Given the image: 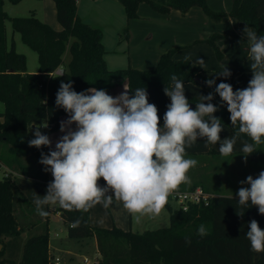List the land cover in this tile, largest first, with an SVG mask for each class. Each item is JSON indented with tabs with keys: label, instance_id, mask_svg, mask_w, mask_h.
<instances>
[{
	"label": "trees",
	"instance_id": "trees-1",
	"mask_svg": "<svg viewBox=\"0 0 264 264\" xmlns=\"http://www.w3.org/2000/svg\"><path fill=\"white\" fill-rule=\"evenodd\" d=\"M4 1L0 0V103L4 105V111L0 112V264H52L53 256L49 247L50 213L47 217L38 215L32 194L35 191L40 196L46 195L47 186L44 182L47 178L32 174L25 161L39 163L41 151H49L48 148L29 147L28 141L33 138L32 131L35 130L32 127L47 120L52 128H58L61 117L67 116L63 109L55 106L61 81L67 83L71 80L77 92L95 87L105 89L108 93L122 82L131 90L170 86L173 74L184 83L197 85H200L195 81L197 78L204 81L216 79L217 84L225 81L215 76L220 72L211 73L208 69L193 67L190 60L175 59L174 50L163 53L153 70L131 67L110 70L105 60L103 33L80 18L77 0H52L60 30L34 16L9 17L4 9ZM21 1L9 0L12 4ZM117 1L123 5L128 20L138 18L139 6L144 2L159 13L172 10L186 13L193 7H201L214 20L230 17L252 27L259 35H264V0H233L231 10L226 13L210 9L208 0ZM8 21L22 42L37 54L38 73H28L26 57L16 51L13 42L8 45ZM220 37L216 34L208 40L219 55L216 40ZM58 68L64 69V73L56 74ZM214 87L205 88L214 92ZM188 99L194 109L197 101ZM214 100L215 104L220 105L218 95H215ZM215 115L222 119V123L233 134L237 131L231 125L226 107H221ZM41 131L47 134L45 130ZM239 140L251 142L246 134H242ZM186 154L196 159L198 165L189 170L191 184H181L177 191H192L200 187L216 196L209 206H191L187 212L178 209L171 211L169 227L143 233L118 227H94L90 223V210L62 209L60 217L67 237L96 239L100 259L93 264H264V252L251 251L250 242L245 236L252 219H256L260 228L264 229V216L255 207H249L242 217L238 216V197L222 188L225 184L227 188L232 184L234 176H228L232 166L219 161L216 165L215 162L217 174L213 176L207 172L212 167L209 162L219 158V151L211 149L206 153ZM240 154L241 151L232 153L243 158ZM247 161L264 166V143L257 147V152L250 155ZM31 177L41 181L32 180ZM212 177H223L225 182L223 185L218 184ZM99 183L102 186L105 184L102 179ZM18 201L25 203L37 219L21 224L17 214ZM166 205L170 207L168 202ZM77 220L80 221L78 225L74 224ZM201 224L208 229L204 237L197 235ZM189 239L190 244L186 243Z\"/></svg>",
	"mask_w": 264,
	"mask_h": 264
},
{
	"label": "clouds",
	"instance_id": "clouds-1",
	"mask_svg": "<svg viewBox=\"0 0 264 264\" xmlns=\"http://www.w3.org/2000/svg\"><path fill=\"white\" fill-rule=\"evenodd\" d=\"M242 33L250 49L252 76L247 87L234 90L230 83L207 79L208 87L215 85L214 92L199 95L193 109L185 95L184 81L173 74L171 85L163 88L170 103L162 124L146 87L133 93L125 83L120 94L111 96L95 87L77 92L71 80H62L55 98L56 108L67 114V119L60 121L62 135L53 147L50 136L41 131L49 128L43 120L32 127L33 138L28 141L29 147L49 149L47 153L41 151L39 163L53 177L46 195L32 191L38 215L47 217L57 206L88 212L97 205L107 209L114 203L122 204L129 214H138L137 218L159 215L170 194L181 184H191L188 173L198 161L187 156L186 148L198 140H204L206 146L219 144L220 154L229 157L237 140L246 134L251 142H243L240 154L246 163L264 143V35L247 24ZM192 66L206 70L200 57ZM215 76L226 80L232 72L224 65ZM215 95L220 97V105L213 103ZM225 106L237 131L222 139L224 124L215 113ZM240 185L235 193L237 215L242 217L246 209L255 207L264 216V170L256 177L248 175ZM207 234L208 229L201 224L197 235ZM245 236L251 251L264 252V229L256 219L248 223ZM186 243L190 244V239Z\"/></svg>",
	"mask_w": 264,
	"mask_h": 264
},
{
	"label": "rangeland",
	"instance_id": "rangeland-1",
	"mask_svg": "<svg viewBox=\"0 0 264 264\" xmlns=\"http://www.w3.org/2000/svg\"><path fill=\"white\" fill-rule=\"evenodd\" d=\"M45 2L51 4L54 3L52 0H22L18 4H12L9 0H5L4 9L11 18L34 16L41 20L45 17ZM212 4L218 8L213 9L208 3L210 9L213 11L226 13L231 10L233 0H214V3L212 2ZM138 14L140 18L136 21L137 23H134L137 25L132 27V25L130 26L129 24V28L121 30L118 34L107 35L106 46H120V49L126 46L128 48L129 46V52L133 55L138 51L145 52L149 46H155L156 51L159 53V46H176L170 49L174 50V58L177 53L181 55L186 54V57H189L193 62L200 57L205 60L206 69L211 73L221 72L222 66L227 65L232 72V76L229 79H224L225 83H230L234 90L247 87L252 73L249 67L251 61L248 58L250 49L246 37H244L242 33V30L246 26L245 24L239 23L230 17L221 20H214L207 16L201 7H193L186 13H182L179 10H172L169 13H159L154 11L149 4L144 2L139 6ZM155 14H157L158 18L153 17ZM57 27H60L58 22ZM6 30L8 45H11L13 42L16 51L26 57L28 73H38L39 65L37 54L22 42L18 33L13 31L10 21L6 23ZM216 34L221 35V37L216 40V45L221 55L218 54L214 45H211L208 42V40ZM135 63L139 62L136 61ZM155 67L156 65L152 68L144 69L153 70ZM193 86L198 89V94L188 95L186 97L194 99L197 102L199 100V95H207L211 92L210 89L200 85L193 84ZM169 103L170 100H168V104ZM213 103H215V100H213ZM3 111L4 105L0 103V112ZM224 126L227 127L226 125ZM58 129L59 127H51L50 129H47L46 132L48 135H54ZM52 141L54 144V136ZM238 142V144L243 147L244 141L238 140ZM211 149L214 150L215 148L203 149L197 144L186 149V151H203L206 153ZM241 149L242 148H234V151L240 152ZM218 161L232 166H229L230 169L228 170V176L231 177L233 175L235 181H233L234 178L231 179L232 184H230L228 188L226 187V184L225 187H221L225 192H228L233 196H235V193L241 187L240 181L245 180L248 175L256 177L260 171L264 170V166L255 165L249 161L245 163L244 158H240L237 155H231L229 157H223L220 155L219 158H215L212 162H209L212 167H209L207 172H210L213 176L217 174L214 165L215 162L217 165ZM251 167L254 168V170ZM212 179L214 181L217 180L218 184L221 183V185L225 182L223 177H220L219 179L217 177H212ZM244 186L247 187L248 185ZM168 203L170 207L168 208V206L165 205L159 215H143L137 218L138 214H131L133 219L132 228L129 227L130 214L127 212L126 220L128 226L125 229L131 230L135 233H143L148 230L169 227L171 211L179 209V204L173 200H169ZM20 208H23L22 204L20 205ZM20 208L17 207V214L20 218L21 224H23L20 217ZM112 227L113 226H110L108 228ZM63 231L55 219V213H53L52 225L49 227V240L51 242V247L55 248L53 254L60 256L61 258L60 264L95 263L97 256L95 239L93 237L84 239L70 238V241L66 242V238H68L66 235V229L64 232ZM65 250L71 251V254H67ZM85 259H87L89 263H85Z\"/></svg>",
	"mask_w": 264,
	"mask_h": 264
},
{
	"label": "crops",
	"instance_id": "crops-1",
	"mask_svg": "<svg viewBox=\"0 0 264 264\" xmlns=\"http://www.w3.org/2000/svg\"><path fill=\"white\" fill-rule=\"evenodd\" d=\"M212 2L214 3V0H208V3L210 6H212L213 9H218L217 7L213 6ZM45 17L41 19V21L49 24L52 26L54 29L56 28L57 30L61 29V26L59 24V28L57 27V16H56V7L55 4H51L49 2H45ZM141 5V4H140ZM77 6H78V14L80 18L87 24H89L92 27L98 28L102 31L103 33V45L106 50L105 54V60L107 67L110 70H118V69H125L128 67L131 68H136V69H141V70H148L144 68H152L155 65H157L160 56L163 54L162 52L166 53L167 50H170L176 46H159L160 47V53L156 51L155 46H149L145 52H136L135 55L130 54L129 52V46L127 48L123 47L120 49V46H106V39L107 35H113V34H118L121 32V30L129 28L132 25V27H135L137 24L136 21L140 18L138 14V18L134 20H128L125 14V10L123 5L118 2L117 0H77ZM154 13V12H153ZM154 18H158L157 14L153 16ZM57 21V22H56ZM118 50V52H117ZM168 52V51H167ZM186 54L181 55V54H176L175 59H185ZM190 60V59H189ZM139 63H135V62ZM192 61V60H190ZM193 62V61H192ZM194 63V62H193ZM132 66H137V67H132ZM152 70V69H151ZM124 82L118 84L117 88L110 93H108L111 96H116L120 94L124 88ZM163 88H157V89H147L148 94H149V102L155 104L158 107V115L160 117L161 124L163 123V115L166 111V105L168 104V100H170L163 92ZM136 89L131 90L133 93ZM198 89L193 86L191 83H185V95H197L198 94ZM201 92V91H200ZM67 119V116L61 117V120ZM60 121H59V126H60ZM49 124V123H48ZM74 127V126H73ZM51 125L49 124L50 129ZM225 130L220 134L221 138H226L229 136H232L233 133L231 130H229L227 127H225ZM47 129H41V130H47ZM62 135L60 130L56 131L53 134L49 135L51 139H53L54 136V144L57 141V139ZM239 140V139H238ZM234 146V148H242L238 143ZM53 144V147H54ZM199 145L200 148L206 149V148H215L214 150L219 151V144L217 145H208L206 146L204 140H198L195 145ZM189 149V148H186ZM187 153H205V152H190L186 151ZM27 165H29L28 169L32 174H39V175H44L47 179L46 186L48 183L53 179L51 173H46L43 171V165L40 163H37L33 160H27ZM19 177L21 175H18ZM32 180H37L41 181L40 179H33ZM23 205V208H20V205ZM18 208H20L21 212V220L24 223H28L31 220H34L35 218L37 219V216L34 214L35 217H33V214L30 213V208L25 205L22 201H18ZM18 210V209H17ZM60 210H62L60 207H55L49 210V213L51 214L49 217V227L52 225V214L55 213V219L60 225V228L62 231H65V226L61 220L60 217ZM26 213V214H25ZM126 214L127 211L123 208L122 204H117L114 203L112 206H110L107 209H104L102 206L97 205L94 208L90 209V223L94 227H101V228H108L110 226L113 227H118L123 230H126L125 228L128 226L127 220H126ZM20 219V218H19ZM26 221V222H25ZM63 227V228H62ZM129 227H133V219L132 215L130 214V219H129ZM63 231V232H64ZM67 235V234H66ZM95 239V238H94ZM63 241V240H62ZM65 241V240H64ZM70 241V238H66V242ZM96 242V239H95ZM97 246V242H96ZM49 247H50V252L53 256V259L59 258L61 263V258L60 256H57L54 253L55 248L51 247V242L49 240ZM67 254H71V251L65 250ZM100 259V255L98 253L97 249V256H96V261ZM85 263H89L87 259H85Z\"/></svg>",
	"mask_w": 264,
	"mask_h": 264
},
{
	"label": "built area",
	"instance_id": "built-area-1",
	"mask_svg": "<svg viewBox=\"0 0 264 264\" xmlns=\"http://www.w3.org/2000/svg\"><path fill=\"white\" fill-rule=\"evenodd\" d=\"M64 73V69L58 68L56 74L61 75ZM5 177L8 174H4ZM216 196L214 194L205 192L202 188L198 187L192 191H175L168 196L167 202L173 200L179 204V209L183 212H187L191 206H209ZM60 259H53L52 264H59Z\"/></svg>",
	"mask_w": 264,
	"mask_h": 264
},
{
	"label": "water",
	"instance_id": "water-1",
	"mask_svg": "<svg viewBox=\"0 0 264 264\" xmlns=\"http://www.w3.org/2000/svg\"><path fill=\"white\" fill-rule=\"evenodd\" d=\"M198 84H200L201 86H204V87H208L206 84H205V81L200 79V78H197L195 80ZM1 248V247H0Z\"/></svg>",
	"mask_w": 264,
	"mask_h": 264
}]
</instances>
